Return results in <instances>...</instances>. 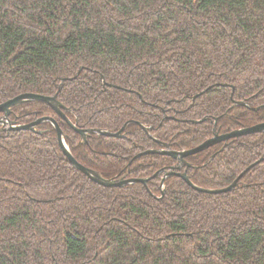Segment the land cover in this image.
Segmentation results:
<instances>
[{"label": "trees", "instance_id": "16d2710c", "mask_svg": "<svg viewBox=\"0 0 264 264\" xmlns=\"http://www.w3.org/2000/svg\"><path fill=\"white\" fill-rule=\"evenodd\" d=\"M24 93H57L79 129L139 123L81 138L39 101L8 116L52 117L104 178L152 176L176 161H129L158 142L190 149L264 122V0H0V103ZM34 129L0 127V264H264V132L185 158L178 170L211 189L255 163L209 194L176 176L161 189L162 174L98 185L48 121Z\"/></svg>", "mask_w": 264, "mask_h": 264}, {"label": "water", "instance_id": "95a60500", "mask_svg": "<svg viewBox=\"0 0 264 264\" xmlns=\"http://www.w3.org/2000/svg\"><path fill=\"white\" fill-rule=\"evenodd\" d=\"M57 93L51 96H44V95H38L34 93H24L17 95L13 98H10L2 103H0V113H2V116L0 117V125L7 126L6 128L8 129H16V130H34L35 126L43 121H48L56 131V140L57 144L62 152V154L65 156L67 161L70 163L71 166L76 168L77 170L81 171L88 179H90L92 182L104 186V187H122L127 184L131 183H141L143 184L146 188V183L149 179L154 178L158 176L159 174H162L161 180H160V188L163 187V182L164 179L168 176H176L180 178L184 183L187 184V186L191 187L193 190L199 191V192H204V193H209V194H218V193H224L229 190H231L239 181V179L255 164H250L247 166L245 169H243L237 177L227 186L222 187V188H202L199 187L195 184H193L187 174L186 170L179 172L175 171L176 168H179L181 166L188 167V164L185 163V158L189 155H193L195 153L201 152L207 148H209L212 145L221 143V142H226L230 138H235L238 136H244V135H249V134H254V133H260L264 132V122L263 123H258L256 125L250 126V127H243V128H238L231 130L230 132L223 133V134H218L215 130L212 132V136L205 141H203L201 144L190 148V149H184V150H171L167 144L158 142L159 148H152V149H145L143 151L138 152L135 154L132 159H135L137 157H140L142 155L146 154H160V155H165L169 156L173 160L176 161V166H170L169 170H165L164 168L156 171L152 176L145 177V178H124V176L116 178H104L100 174H98L96 171L87 168L81 164H79L72 156L70 153L67 145L64 143V136L63 132L60 130L58 127L56 121L52 117H42L34 120L33 122L29 124H21V125H16L12 121L8 120V115H9V110L11 107L15 105H19L28 101H39L42 103L47 104L50 106V108L67 124L76 132L79 134L81 138H85L86 135L88 134H97L101 136H106V137H114V138H122L124 135L122 132L124 131L125 127L127 126L128 123H137L134 121H128L125 122L122 127L117 130L116 132H110L104 129H79L75 126L74 123H72L64 114V110H66L63 105L57 101L56 99ZM238 104H242V102H239ZM205 119V118H204ZM203 119V120H204ZM202 120V121H203ZM201 121V122H202ZM200 121L193 120L192 123H197ZM140 125L139 123H137ZM142 129L147 131L146 127L142 126ZM224 145V144H223ZM212 157V156H211ZM131 159V160H132ZM130 160V162H131ZM257 163V162H256ZM148 189V188H147Z\"/></svg>", "mask_w": 264, "mask_h": 264}, {"label": "flooded vegetation", "instance_id": "af4514ba", "mask_svg": "<svg viewBox=\"0 0 264 264\" xmlns=\"http://www.w3.org/2000/svg\"><path fill=\"white\" fill-rule=\"evenodd\" d=\"M9 114H10V110H9ZM1 116H2V113H0V117H1ZM8 116H9V115H8ZM8 120H9V117H8ZM9 121H11V120H9ZM12 122H13L14 124H16L14 121H12ZM30 123H31V122H30ZM28 124H29V123H28ZM16 125H19V124H16ZM1 126H2V127H5V128L7 127L6 125H5V126L0 125V127H1ZM34 130H35V129H34ZM212 132H213V131H212ZM218 134H219V133H218ZM221 143L225 144L224 142H221ZM135 159H136V158H135ZM132 160H133V159H132ZM132 160H131V161H132ZM184 160H185V159H184ZM129 163H130V161H129ZM129 163H128V164H129ZM185 163H186V162H185ZM176 164H177V163H176ZM177 165H178V164H177ZM181 167H184V166H181ZM169 168H170V167H168V169H165V170L168 171ZM179 168H180V167H179ZM179 168H176L175 171H179V170H178ZM179 172H182V171H179ZM116 178H119V177H116ZM124 178H130V177H126V176L124 175ZM162 188H163V187H162ZM162 188H161V189H162Z\"/></svg>", "mask_w": 264, "mask_h": 264}]
</instances>
